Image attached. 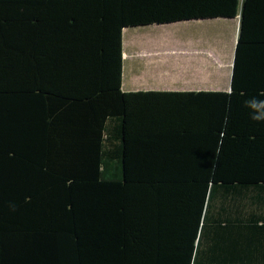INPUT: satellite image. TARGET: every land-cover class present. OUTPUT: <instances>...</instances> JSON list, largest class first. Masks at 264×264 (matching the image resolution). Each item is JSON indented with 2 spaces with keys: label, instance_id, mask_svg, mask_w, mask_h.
I'll return each mask as SVG.
<instances>
[{
  "label": "trees",
  "instance_id": "obj_1",
  "mask_svg": "<svg viewBox=\"0 0 264 264\" xmlns=\"http://www.w3.org/2000/svg\"><path fill=\"white\" fill-rule=\"evenodd\" d=\"M239 18L229 91L123 90L128 28ZM264 0H0V264H264Z\"/></svg>",
  "mask_w": 264,
  "mask_h": 264
},
{
  "label": "rangeland",
  "instance_id": "obj_2",
  "mask_svg": "<svg viewBox=\"0 0 264 264\" xmlns=\"http://www.w3.org/2000/svg\"><path fill=\"white\" fill-rule=\"evenodd\" d=\"M238 32L239 18L126 29L125 89L229 91ZM164 68L179 75L164 78Z\"/></svg>",
  "mask_w": 264,
  "mask_h": 264
},
{
  "label": "clouds",
  "instance_id": "obj_3",
  "mask_svg": "<svg viewBox=\"0 0 264 264\" xmlns=\"http://www.w3.org/2000/svg\"><path fill=\"white\" fill-rule=\"evenodd\" d=\"M247 106L252 110V119L264 121V102L252 99L247 102Z\"/></svg>",
  "mask_w": 264,
  "mask_h": 264
},
{
  "label": "crops",
  "instance_id": "obj_4",
  "mask_svg": "<svg viewBox=\"0 0 264 264\" xmlns=\"http://www.w3.org/2000/svg\"><path fill=\"white\" fill-rule=\"evenodd\" d=\"M125 53V52H124ZM125 55V54H124ZM125 62H126V58H125ZM165 62V65H167V62L166 61H164ZM159 63V62H158ZM164 70H165V74L163 73V72H157L158 73V75L161 73V74H164L165 76H164V78H173V79H176V74H178L177 72H176V70H173L172 71V73L170 72H168L169 70H167L166 68H164ZM153 72H155V71H153ZM124 73H125V70H124ZM183 73H185V72H183ZM179 75V74H178ZM124 82L125 81H123V90L124 91H126V92H129V91H142V90H139L137 87H132V88H130V89H128V90H126L125 89V85H124ZM161 88V87H160ZM132 89H134V90H132ZM169 89V88H168ZM184 88H182V87H178V89L177 90H175V91H185V90H183ZM163 90V89H162ZM186 90H189V89H186ZM148 91H151V90H148ZM153 91V90H152ZM155 91H159V90H155ZM166 91H170V90H166ZM171 91H174V90H171ZM191 91H193V90H191ZM196 91V90H195ZM197 91H203V90H197Z\"/></svg>",
  "mask_w": 264,
  "mask_h": 264
},
{
  "label": "water",
  "instance_id": "obj_5",
  "mask_svg": "<svg viewBox=\"0 0 264 264\" xmlns=\"http://www.w3.org/2000/svg\"><path fill=\"white\" fill-rule=\"evenodd\" d=\"M232 68H233V66H232Z\"/></svg>",
  "mask_w": 264,
  "mask_h": 264
}]
</instances>
